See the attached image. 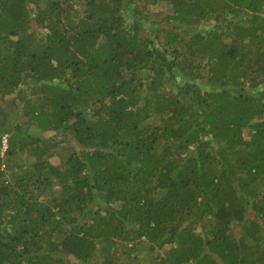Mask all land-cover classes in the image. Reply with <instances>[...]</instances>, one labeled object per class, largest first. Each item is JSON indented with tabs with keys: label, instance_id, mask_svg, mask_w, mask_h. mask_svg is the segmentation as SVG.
Wrapping results in <instances>:
<instances>
[{
	"label": "trees",
	"instance_id": "trees-1",
	"mask_svg": "<svg viewBox=\"0 0 264 264\" xmlns=\"http://www.w3.org/2000/svg\"><path fill=\"white\" fill-rule=\"evenodd\" d=\"M0 264H264V0H0Z\"/></svg>",
	"mask_w": 264,
	"mask_h": 264
},
{
	"label": "rangeland",
	"instance_id": "rangeland-1",
	"mask_svg": "<svg viewBox=\"0 0 264 264\" xmlns=\"http://www.w3.org/2000/svg\"><path fill=\"white\" fill-rule=\"evenodd\" d=\"M38 131H39V130H38ZM39 132H40V135H41V136L44 135L42 131H39ZM52 161H54V162H58L56 156L52 158Z\"/></svg>",
	"mask_w": 264,
	"mask_h": 264
}]
</instances>
